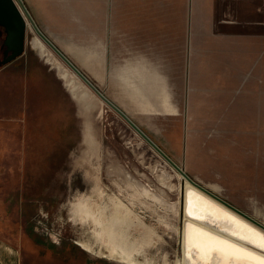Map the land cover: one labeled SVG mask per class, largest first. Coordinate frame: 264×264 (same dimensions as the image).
I'll use <instances>...</instances> for the list:
<instances>
[{"label": "crops", "instance_id": "crops-1", "mask_svg": "<svg viewBox=\"0 0 264 264\" xmlns=\"http://www.w3.org/2000/svg\"><path fill=\"white\" fill-rule=\"evenodd\" d=\"M23 1L187 174L264 200V0Z\"/></svg>", "mask_w": 264, "mask_h": 264}, {"label": "rangeland", "instance_id": "rangeland-1", "mask_svg": "<svg viewBox=\"0 0 264 264\" xmlns=\"http://www.w3.org/2000/svg\"><path fill=\"white\" fill-rule=\"evenodd\" d=\"M35 35L29 28L21 57L0 65V251L22 264H129L110 255L100 226L77 214L75 202L94 193L99 176L106 204L118 196L129 202L126 196L143 186L133 207L152 232L132 231L128 249L142 263L176 264L182 257L179 173L97 96L75 95L56 63L32 46ZM4 37L0 27V42ZM187 175L264 228L259 194Z\"/></svg>", "mask_w": 264, "mask_h": 264}, {"label": "bare ground", "instance_id": "bare-ground-1", "mask_svg": "<svg viewBox=\"0 0 264 264\" xmlns=\"http://www.w3.org/2000/svg\"><path fill=\"white\" fill-rule=\"evenodd\" d=\"M31 44L35 48L41 49V52L45 53L49 60L56 63L75 95L86 101L96 98L92 90L64 62L60 61L38 36L35 35L32 38ZM165 160L170 163L167 159ZM175 170L179 173L181 183L179 188L181 190V208L179 203L178 209L182 222L177 227L182 243V257L177 260L176 264H195L197 260L203 261L207 258H211V264H221L222 260H228L229 264H253L247 253H255L256 256L264 257V250L246 242L253 240L257 245L261 244L260 237L264 236V228L239 214V212L243 214L244 212L216 195L225 204L219 202L202 185L176 168ZM93 182L94 193L83 195L75 202L78 216L84 221L100 226V229L96 230L100 238L103 239L101 241L109 246L111 256L120 255L121 262L129 264H152L148 260L142 263L140 255L134 256L135 253L128 249L127 242L132 231H138L145 227L152 232L150 226L140 221L139 213L133 207V204L137 203L138 197L143 194V186H137L134 192L127 193L126 197L129 202L124 203L123 199L118 196L116 198L109 197V204H106L104 199L107 196L106 189L100 184L99 176ZM109 209H111L110 222L105 224L103 223L106 220L104 218ZM111 223L112 225L109 227ZM128 225L129 227H127Z\"/></svg>", "mask_w": 264, "mask_h": 264}, {"label": "water", "instance_id": "water-1", "mask_svg": "<svg viewBox=\"0 0 264 264\" xmlns=\"http://www.w3.org/2000/svg\"><path fill=\"white\" fill-rule=\"evenodd\" d=\"M0 26L4 28L0 65L7 64L22 55L27 43V32L33 28L39 39L55 53L81 79L103 103L119 114L155 151L167 159L171 165L183 174L187 173L155 141H153L127 114L109 100L87 76L71 62L39 29L23 0H0ZM188 176V175H187ZM189 177V176H188ZM190 178V177H189Z\"/></svg>", "mask_w": 264, "mask_h": 264}, {"label": "snow or ice", "instance_id": "snow-or-ice-1", "mask_svg": "<svg viewBox=\"0 0 264 264\" xmlns=\"http://www.w3.org/2000/svg\"><path fill=\"white\" fill-rule=\"evenodd\" d=\"M260 240L262 241V243L259 245H257L255 243V241H253V240H248L246 242L253 244L254 247H260L261 250H264V236H261ZM234 247H238V246H234ZM241 251H246V250H241ZM247 256L250 260L253 261V264H264V257L256 256L255 253H247ZM195 264H211V258H207L203 261L197 260L195 262ZM221 264H229V261L228 260H222Z\"/></svg>", "mask_w": 264, "mask_h": 264}]
</instances>
